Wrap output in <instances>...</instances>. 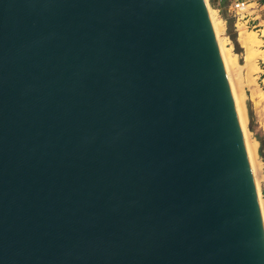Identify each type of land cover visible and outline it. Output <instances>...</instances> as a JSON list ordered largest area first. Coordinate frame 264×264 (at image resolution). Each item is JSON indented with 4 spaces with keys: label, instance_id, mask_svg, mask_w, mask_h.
<instances>
[{
    "label": "water",
    "instance_id": "1",
    "mask_svg": "<svg viewBox=\"0 0 264 264\" xmlns=\"http://www.w3.org/2000/svg\"><path fill=\"white\" fill-rule=\"evenodd\" d=\"M0 264H264L206 0H0Z\"/></svg>",
    "mask_w": 264,
    "mask_h": 264
},
{
    "label": "rangeland",
    "instance_id": "2",
    "mask_svg": "<svg viewBox=\"0 0 264 264\" xmlns=\"http://www.w3.org/2000/svg\"><path fill=\"white\" fill-rule=\"evenodd\" d=\"M211 8L213 17L220 27L219 35L224 41L225 47L232 53L236 60V66L233 69V81L238 91L241 102V116L246 129L247 137L251 141L253 147V158L257 168V177L259 183V191L261 193V158L264 144L260 140L258 118L264 121V21L256 25V22L246 21L238 22V28L228 27L221 14L215 9L210 0H206ZM252 5L256 6L255 3ZM260 9L255 7L251 9V14H258ZM250 15V16H252ZM258 16V15H257ZM255 25V26H254ZM254 33L260 42L256 45L257 50L261 52L256 59L258 68L253 71V79L248 75V63L246 59L247 49L243 43L242 36L246 32ZM262 97V98H261ZM259 140V141H258ZM261 200L264 209V199L261 194Z\"/></svg>",
    "mask_w": 264,
    "mask_h": 264
},
{
    "label": "bare ground",
    "instance_id": "3",
    "mask_svg": "<svg viewBox=\"0 0 264 264\" xmlns=\"http://www.w3.org/2000/svg\"><path fill=\"white\" fill-rule=\"evenodd\" d=\"M209 8V12H210V16L212 19V23L214 26V30L217 36V40L219 43V47L221 50V54L225 63V67L227 70V74L229 77V81L231 84V88L233 91V95H234V99H235V103H236V107H237V111H238V115H239V119L243 128V132H244V136H245V141L250 153V157H251V162H252V166H253V170H254V175H255V179H256V183H257V188H258V192H259V197H260V201H261V205H262V210H263V214H264V209H263V204H262V200H261V193L259 191V183H258V177H257V168H256V164L253 158V147L251 146V141L250 139L247 137L246 134V129L242 120V116H241V102H240V96L238 95V91L235 88V84L233 81V69L236 66V60L233 57L232 53L225 47L224 45V41L221 38V36L219 35L220 32V27L218 22L215 20V18L213 17L211 8L208 6ZM243 39V43L246 46L247 49V55H246V59H247V63H248V75L250 76V79H253V71L258 68L256 59L258 58V55L261 54V52H259L258 47L256 46L260 40L258 39V37L252 33V32H246L243 34L242 36ZM262 98V97H261ZM264 98V96H263Z\"/></svg>",
    "mask_w": 264,
    "mask_h": 264
},
{
    "label": "crops",
    "instance_id": "4",
    "mask_svg": "<svg viewBox=\"0 0 264 264\" xmlns=\"http://www.w3.org/2000/svg\"><path fill=\"white\" fill-rule=\"evenodd\" d=\"M233 0H212L214 3L213 5L215 6V9L221 14V16L225 19L224 21L228 22L227 25L228 27H233L234 28V18L232 15V10H231V3ZM258 1L257 5L259 7V13L252 15L249 17L250 21L256 22V25L260 24L261 21H264V0H256ZM258 15V16H257ZM264 24V23H263ZM258 123H259V134H260V140H262L264 144V121L258 118ZM259 141V140H258ZM261 158V194L264 199V148L262 151V155H260Z\"/></svg>",
    "mask_w": 264,
    "mask_h": 264
},
{
    "label": "built area",
    "instance_id": "5",
    "mask_svg": "<svg viewBox=\"0 0 264 264\" xmlns=\"http://www.w3.org/2000/svg\"><path fill=\"white\" fill-rule=\"evenodd\" d=\"M252 3H255L256 6L252 5ZM258 1L256 0H233L231 3V10H232V15L234 18V26L235 29L238 28V22L246 21L248 24L250 23V15L251 14V9L257 7ZM255 26V25H254ZM239 31V29H237ZM264 71V69H263Z\"/></svg>",
    "mask_w": 264,
    "mask_h": 264
},
{
    "label": "trees",
    "instance_id": "6",
    "mask_svg": "<svg viewBox=\"0 0 264 264\" xmlns=\"http://www.w3.org/2000/svg\"><path fill=\"white\" fill-rule=\"evenodd\" d=\"M210 1H211L212 4H214V3L212 2V0H210Z\"/></svg>",
    "mask_w": 264,
    "mask_h": 264
}]
</instances>
